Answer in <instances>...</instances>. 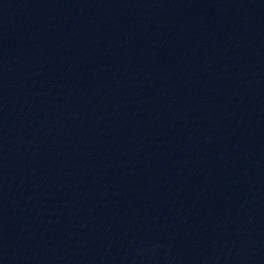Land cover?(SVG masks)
I'll use <instances>...</instances> for the list:
<instances>
[{
	"label": "water",
	"instance_id": "water-1",
	"mask_svg": "<svg viewBox=\"0 0 264 264\" xmlns=\"http://www.w3.org/2000/svg\"><path fill=\"white\" fill-rule=\"evenodd\" d=\"M0 264H264V0H0Z\"/></svg>",
	"mask_w": 264,
	"mask_h": 264
}]
</instances>
